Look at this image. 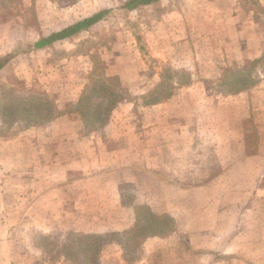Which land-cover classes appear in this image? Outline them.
I'll use <instances>...</instances> for the list:
<instances>
[{
  "label": "rangeland",
  "instance_id": "374dc122",
  "mask_svg": "<svg viewBox=\"0 0 264 264\" xmlns=\"http://www.w3.org/2000/svg\"><path fill=\"white\" fill-rule=\"evenodd\" d=\"M123 1L11 0L0 10V39L19 51L22 80L0 86V96L39 89L59 100L73 83L83 88L94 65L118 73L127 100L111 115L121 107L139 118L108 117L93 130L110 145L107 126L150 130L144 135L155 146L154 166L140 182L144 187L121 188L143 226L157 215L166 220L162 233L145 237L152 231L146 226L128 247L121 232L94 244L79 241L82 232L66 228L71 223L59 226L60 215L33 213L35 165L27 164L17 140L33 119L11 117L0 106V264H264V0H159L133 10L123 9ZM104 8H112L109 16L76 39L30 49L40 36ZM13 70L0 81H15ZM57 103L68 117L66 131L69 119L76 120L74 101ZM79 127L90 135V127ZM157 176L166 182L164 192ZM177 205L178 220L158 211ZM124 211L120 222L128 224L131 212ZM46 218L55 221L53 230L40 222ZM83 243L90 246L87 258Z\"/></svg>",
  "mask_w": 264,
  "mask_h": 264
},
{
  "label": "crops",
  "instance_id": "0c3cea01",
  "mask_svg": "<svg viewBox=\"0 0 264 264\" xmlns=\"http://www.w3.org/2000/svg\"><path fill=\"white\" fill-rule=\"evenodd\" d=\"M78 4L80 3L74 4V7ZM80 33L58 42L74 40ZM11 51H13L12 45L0 39V56ZM17 60L16 57L12 58L0 69V76L4 71L10 68L14 69L15 81L14 79L13 81L5 79L0 81V86H13L18 83L19 79L22 80L15 67ZM70 86L71 90L61 94L58 101L73 100L75 102L78 99L84 87L82 88V84L79 83H73ZM143 94L144 92L142 96H144ZM120 108L109 115L111 121L120 117H126L130 121L132 120L130 118H139L138 115H135V111L123 113L119 111ZM141 116L144 119V115ZM67 118L62 113L55 120L42 126H34L33 128L31 125L17 137V140H21H19L22 146L21 152H25V154L26 150L28 152L27 164L29 166L35 165V168L31 170L33 174V213L37 215L42 213L46 215L58 214L62 217V221L57 222L59 226L64 228L65 224L71 223L66 228L82 232V234L122 232L131 229L138 220L136 206L135 203L124 202L121 184L136 183L137 186L144 187L140 185V182L144 181L145 176L149 175L154 166L153 152L150 150H155V146L151 148L150 144L145 141L144 135L148 128L145 127V124H142L140 128L125 126V129L107 126L109 136L114 138L113 141L115 140L114 145H110L104 140H100L103 137L95 130H92L89 135L94 138L89 137L88 133L84 134L76 120L73 123V120L69 119L72 125L68 130H63L62 126ZM36 130L38 131L36 132ZM119 140L121 144H117ZM44 149L46 151H39ZM33 150L35 152L34 158L39 159H33ZM73 153L77 154L76 159L64 158ZM19 156L20 154L17 157ZM23 162L25 164V161ZM38 165L41 167L38 168ZM159 181L163 183L165 180L159 178ZM165 183L160 184V190L163 192L166 188ZM137 202L140 205L145 204L143 201L137 200ZM38 205H40L39 209ZM124 207H127L131 212L128 224L120 222L125 213ZM180 210L181 207L177 205L172 208L164 206L158 211L167 212L178 220L181 216L179 215L181 214ZM104 213H107V218L102 216ZM96 214H100V218H96ZM71 216L74 218L73 220H70L69 217ZM40 222L47 227L55 221L46 218L45 222L43 220ZM36 226L46 228L35 224ZM50 228L53 230V226ZM46 230L49 228L47 227Z\"/></svg>",
  "mask_w": 264,
  "mask_h": 264
},
{
  "label": "trees",
  "instance_id": "16d2710c",
  "mask_svg": "<svg viewBox=\"0 0 264 264\" xmlns=\"http://www.w3.org/2000/svg\"><path fill=\"white\" fill-rule=\"evenodd\" d=\"M50 1L56 3L59 6H67L77 2L78 0ZM158 1L159 0H125L122 2L121 6L125 10H133L141 6L154 4ZM10 2L11 0H0V10L6 8L10 4ZM110 12H112V8L101 9L87 17L68 24L57 31H53L48 35H42L38 40L33 42V44L30 46V49H43L45 47H50L60 40L87 30L109 16ZM18 54L19 51L13 49V51H11L10 53L1 55L0 69L9 61H11L12 58H15ZM121 81L122 79L118 75V73H111L110 75V73L108 72V67L99 70V68L94 65L89 72L88 81L86 82L84 88L81 90L78 99L74 102V108L77 112V125L81 126L82 124L83 128L86 129L90 127L92 130L102 126L111 114V110H113L118 104H121L122 102L127 100L122 96L123 92L122 88L120 87ZM162 85V82L157 83L155 90L153 89V91H151L150 93H154L158 88L162 87ZM50 86L57 91H60L61 88H64V84L61 85V87L54 86L53 84ZM66 86L68 87V84ZM11 91H14V87H11ZM50 95L51 94H48V92L44 93L43 91H39V89H32L25 94L17 93L16 91H14L12 92V96H0V106L4 110L3 113L6 112L7 114L11 115V117L18 115L23 117L25 115H29L28 117L30 118V120L33 119V126H40L44 125V123L55 120V118L63 113L58 107V98L57 100H55L56 98L53 95V97H51ZM6 102H9L10 107L5 105ZM165 221L166 220L164 218H160V215L152 218L149 224L146 225L147 228H151L152 231L149 232L145 237L153 234H161L162 231L159 230L161 229L159 227H161V224H165ZM146 226H143L138 219L135 226H133L131 229L121 232V234L125 235V244L127 245V247L131 245V243H129L130 238L131 240L134 239V242L137 243V240L139 238L138 236L142 234V229L146 228ZM111 234L115 235V233L113 232L101 234H81L78 240L83 242H91L92 240L93 242L91 243L94 244L96 242L103 243V240ZM101 243L98 245L96 244L97 248L94 249L96 250V253L94 254L96 263L97 261H100L101 263L102 260V256L99 255V251L102 248ZM88 246V243H83V256H85L86 258L89 256V253L86 252V250H88V248L90 247Z\"/></svg>",
  "mask_w": 264,
  "mask_h": 264
}]
</instances>
